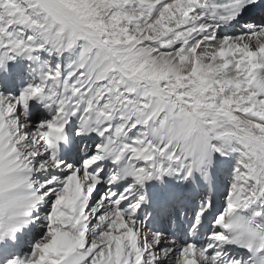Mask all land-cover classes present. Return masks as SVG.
Instances as JSON below:
<instances>
[{
  "label": "snow or ice",
  "instance_id": "snow-or-ice-1",
  "mask_svg": "<svg viewBox=\"0 0 264 264\" xmlns=\"http://www.w3.org/2000/svg\"><path fill=\"white\" fill-rule=\"evenodd\" d=\"M0 264H264V0H0Z\"/></svg>",
  "mask_w": 264,
  "mask_h": 264
}]
</instances>
